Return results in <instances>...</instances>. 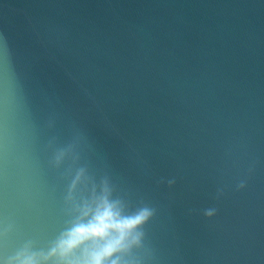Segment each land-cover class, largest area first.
Returning a JSON list of instances; mask_svg holds the SVG:
<instances>
[{
  "label": "water",
  "instance_id": "water-1",
  "mask_svg": "<svg viewBox=\"0 0 264 264\" xmlns=\"http://www.w3.org/2000/svg\"><path fill=\"white\" fill-rule=\"evenodd\" d=\"M79 167L153 210L129 264H264V0H0V264Z\"/></svg>",
  "mask_w": 264,
  "mask_h": 264
},
{
  "label": "clouds",
  "instance_id": "clouds-1",
  "mask_svg": "<svg viewBox=\"0 0 264 264\" xmlns=\"http://www.w3.org/2000/svg\"><path fill=\"white\" fill-rule=\"evenodd\" d=\"M68 155L67 149L56 150L52 165L60 168ZM68 179L65 228L46 251H37L32 241H26L3 264H129L132 251L142 246V226L153 210L144 206L129 211L124 200L113 197L107 179L88 188L83 167L70 169ZM213 214L212 209L206 211Z\"/></svg>",
  "mask_w": 264,
  "mask_h": 264
}]
</instances>
